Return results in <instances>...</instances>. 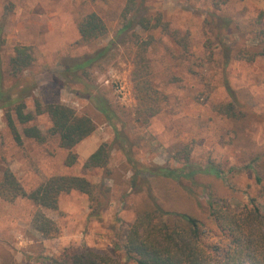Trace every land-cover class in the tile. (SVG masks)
Returning a JSON list of instances; mask_svg holds the SVG:
<instances>
[{
    "label": "rangeland",
    "instance_id": "rangeland-1",
    "mask_svg": "<svg viewBox=\"0 0 264 264\" xmlns=\"http://www.w3.org/2000/svg\"><path fill=\"white\" fill-rule=\"evenodd\" d=\"M127 1L0 0L5 86L18 80L8 72L15 46L28 45L35 61L25 74L37 85L26 100L28 109L34 110L37 98L61 102L97 124V129L73 148L79 161L67 166L69 150L60 146L59 137H49L44 143L23 137L18 143L5 110L0 108V180L5 167H10L29 191L52 175H81L98 187H111L110 201L100 218L90 217L88 195L76 190L61 194L59 209L43 208L60 228L51 238H44L34 227L37 206L33 201L0 197V264H42L44 255L84 247L127 262L120 246L122 236L143 206L145 192L129 193L134 164L121 150L112 152L106 168L84 167L101 143L114 139L113 126L92 105L85 84L91 85L93 92L101 91L117 110L140 165L181 167L185 165L184 150L190 149L193 162L223 170L220 178L208 173L199 176L201 186L195 187V197L173 180H151L167 208L192 212L212 226L215 233L211 240H221L222 246L226 243L209 216L207 194L226 200L236 212L257 195V166L252 159L264 150V57L250 61L227 48L254 46L264 28V0H230L220 10L214 8L213 0H143L141 13L122 31L132 20L124 12ZM93 11L102 16L109 31L86 43L78 24ZM212 11L214 16L209 15ZM160 15L172 30L179 31V38L189 33L187 54L174 35L152 27ZM142 16L150 19V28L139 23ZM224 18L232 20L229 26ZM145 40L152 42L143 51ZM108 44L112 47L105 57L87 72L80 71L84 83L73 81L74 73H68L65 66ZM137 70L152 84L151 96L162 106L156 115L149 116V111L140 108L134 80ZM229 103L234 108L231 116L218 110ZM34 124L46 132L51 120L42 114ZM258 204L264 210L262 198Z\"/></svg>",
    "mask_w": 264,
    "mask_h": 264
},
{
    "label": "trees",
    "instance_id": "trees-1",
    "mask_svg": "<svg viewBox=\"0 0 264 264\" xmlns=\"http://www.w3.org/2000/svg\"><path fill=\"white\" fill-rule=\"evenodd\" d=\"M230 0H213L215 9L220 10ZM143 0H128L125 6V15L132 20L127 23L122 31L127 30L139 13L143 10ZM215 11L209 15L214 16ZM157 23L152 27H161L163 31L174 35L177 43L187 54L190 49L189 33L178 37L179 31L172 30L169 23L160 15ZM224 23L229 26L231 19L224 18ZM139 23L145 28L151 27L150 19L142 16ZM81 40L92 43L105 36L109 29L102 16L90 12L83 16L78 24ZM152 40H145L143 51ZM4 45L2 28H0V49ZM112 45L108 44L97 50L92 55H87L74 64L65 66L68 73L73 74V81L83 82L80 71L87 72L88 68L105 57ZM228 51L235 49L236 54L248 60L264 57V28L258 35L252 47L247 45L228 47ZM35 56L28 45L19 44L14 48V54L9 62V74L18 80L14 85L5 86V72L0 59V108L5 110L6 119L14 138L22 143L23 137L44 143L49 137H59L61 147L69 150L65 159L67 166H72L79 161V155L73 148L90 136L96 129V122L87 115H79L76 110L66 104L55 101L43 102L35 99L34 110L28 109L26 100L33 95L37 85L35 79L25 74L34 64ZM140 108L149 111V116L156 115L162 109L157 105L153 94V87L146 76L139 70L134 74ZM84 83V82H83ZM87 95L92 105L113 126L114 139L112 142H103L85 160L87 169L106 168L110 162L112 152L121 150L127 160L133 163V174L128 182L129 193L145 192V200L141 209L123 234L121 247L127 262L135 264H264V210L259 206L258 200H264V150L254 155L252 162L257 166V195L251 198L249 205L244 206L240 212L232 209L230 204L213 194H207V208L209 216L220 230V241H213L215 230L205 221L189 211L167 208L154 186L153 179H169L182 186L191 197H195V187L201 186L199 176L208 173L217 178L222 177L223 170L216 165L202 166L191 160V150L186 149L185 165L172 167L165 164H139L133 156L132 142L129 134L121 124L117 110L110 100L101 92H93L91 85ZM146 107V109H145ZM233 104L219 106L218 110L231 116ZM143 110V109H142ZM47 114L51 126L44 132L34 124L38 115ZM148 120V118H146ZM22 125V130L19 129ZM187 148V147H186ZM180 154L176 155L179 159ZM88 178L81 175H52L41 182L32 190H27L17 175L10 167H5L0 180V197L8 201L18 198H27L33 201L37 210L33 219L34 227L44 238L55 237L60 233L56 221L46 216L43 208L59 209L60 196L71 191H80L88 195L90 202V217L100 218L110 201L111 187L100 185L97 189ZM222 248V249H221ZM117 256H113L98 249L84 247L81 249H65L60 255L42 256V264H127Z\"/></svg>",
    "mask_w": 264,
    "mask_h": 264
}]
</instances>
